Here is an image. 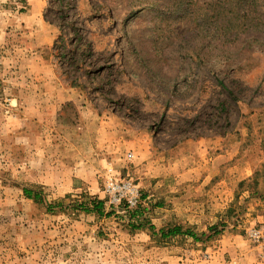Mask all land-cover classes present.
<instances>
[{
    "label": "rangeland",
    "instance_id": "374dc122",
    "mask_svg": "<svg viewBox=\"0 0 264 264\" xmlns=\"http://www.w3.org/2000/svg\"><path fill=\"white\" fill-rule=\"evenodd\" d=\"M3 1L0 264H230V235L262 262L246 230L264 214V0H41L65 94L39 98L5 65ZM108 162L140 216L108 203ZM83 195L112 214L76 210ZM140 217L153 232L131 229ZM172 225L197 240L162 239Z\"/></svg>",
    "mask_w": 264,
    "mask_h": 264
},
{
    "label": "crops",
    "instance_id": "0c3cea01",
    "mask_svg": "<svg viewBox=\"0 0 264 264\" xmlns=\"http://www.w3.org/2000/svg\"><path fill=\"white\" fill-rule=\"evenodd\" d=\"M16 1H3L7 2L3 5L4 9L6 8L4 11L7 12L5 17L2 18V23L6 27L3 36L6 41L9 39L10 42L16 41L4 50L8 58H4L6 62H3H5L6 66L11 63L10 69H13V73H19L21 77H31L30 80L22 78L17 81L16 85L30 88L31 94L36 97L39 98L45 95V97L47 95L52 97L55 94L56 96L63 94V88H60L50 59L44 50V48L51 46L55 33L53 26L44 19L42 1L28 0L24 1V5L18 4ZM2 47L6 48L7 45ZM2 59L3 57H1L0 62H2ZM261 220H264V214ZM223 242L224 245H228L231 249L241 246V248L236 249L238 251L237 261L230 264H253L256 260L249 249L247 241L241 236H226ZM255 264H264V260L255 262Z\"/></svg>",
    "mask_w": 264,
    "mask_h": 264
},
{
    "label": "built area",
    "instance_id": "2783aa9c",
    "mask_svg": "<svg viewBox=\"0 0 264 264\" xmlns=\"http://www.w3.org/2000/svg\"><path fill=\"white\" fill-rule=\"evenodd\" d=\"M132 156L133 154L128 152L126 159L130 160ZM103 191L108 198V203L121 207L123 211L135 209L141 201L139 187L129 178L121 177L111 162L106 163L104 167ZM246 237L260 259L264 260V220L251 225L246 230Z\"/></svg>",
    "mask_w": 264,
    "mask_h": 264
},
{
    "label": "trees",
    "instance_id": "16d2710c",
    "mask_svg": "<svg viewBox=\"0 0 264 264\" xmlns=\"http://www.w3.org/2000/svg\"><path fill=\"white\" fill-rule=\"evenodd\" d=\"M22 191H23V195L27 199H31L34 202H38V203L43 201L42 191L37 187L36 188L23 187ZM142 198L143 195L140 196L141 201L138 204V206L135 209H133V212L128 213L129 218L132 219L134 217L141 215L142 212L140 208H141V202L143 200ZM55 206H60V208H62L61 204L59 203H54V205L50 203L46 207L47 212L51 213L55 208ZM75 208L80 212L94 213L97 216H103V215L110 216L112 214V211H105V201L95 196L83 195L81 200L76 201ZM138 219L141 220L136 222V224L134 223L130 225L131 229L134 230L143 227H148L152 232L154 231V227L147 220H144L143 217L142 218L140 217ZM207 230L209 233L206 235V237L217 235L219 232L217 224L209 226ZM158 232L162 239L172 238L180 235L189 236L191 238H194L195 240H197L198 237L197 234L194 231H192L190 228H183L180 225H172L166 228H160Z\"/></svg>",
    "mask_w": 264,
    "mask_h": 264
}]
</instances>
